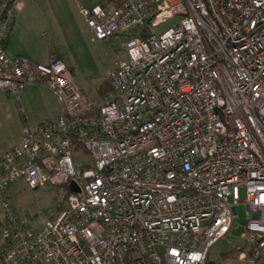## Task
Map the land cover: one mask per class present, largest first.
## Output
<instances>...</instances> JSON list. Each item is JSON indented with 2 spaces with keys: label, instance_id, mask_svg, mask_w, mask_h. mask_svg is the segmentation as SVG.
<instances>
[{
  "label": "built area",
  "instance_id": "built-area-1",
  "mask_svg": "<svg viewBox=\"0 0 264 264\" xmlns=\"http://www.w3.org/2000/svg\"><path fill=\"white\" fill-rule=\"evenodd\" d=\"M20 5L0 0V93L43 85L58 114L24 122L0 157V264H208L239 205L250 261L264 264V0L80 6L92 40L116 39L127 58L101 102L54 56H7ZM18 179L67 189L51 221L13 212Z\"/></svg>",
  "mask_w": 264,
  "mask_h": 264
},
{
  "label": "rangeland",
  "instance_id": "rangeland-1",
  "mask_svg": "<svg viewBox=\"0 0 264 264\" xmlns=\"http://www.w3.org/2000/svg\"><path fill=\"white\" fill-rule=\"evenodd\" d=\"M36 1L42 3L40 4L43 11L41 16L43 15L48 20H55L57 23L55 32L54 30L51 32L54 36L51 43L53 49L63 56L68 69L72 67L69 72L71 71L73 81L89 100L99 101L101 98L99 90L116 68V62L127 60L118 41L114 39L91 41L89 29L79 13V5L85 4L83 0ZM46 1L50 4L49 8L43 4ZM95 1L89 0L88 2ZM177 21V18L168 20L152 28V32L159 34ZM26 87L31 88L29 106L24 107L27 110L24 114L28 117V122L35 124L50 117L57 106L53 93L41 86L28 85ZM19 97L23 101L21 94ZM10 108L4 106L0 109V151L16 144L21 135L22 125ZM66 194L65 187H51L47 184L37 189H29L21 179L16 180L7 191L13 212L18 216L30 217L37 227L43 226L55 217ZM241 197H243L242 192ZM236 211L237 217L231 232L210 248L208 264H254L250 261L247 242L242 238L245 208L239 205ZM240 253H243L245 257H240L238 255Z\"/></svg>",
  "mask_w": 264,
  "mask_h": 264
},
{
  "label": "crops",
  "instance_id": "crops-1",
  "mask_svg": "<svg viewBox=\"0 0 264 264\" xmlns=\"http://www.w3.org/2000/svg\"><path fill=\"white\" fill-rule=\"evenodd\" d=\"M83 2L85 3L83 6L94 3V2L89 3L86 0H83ZM40 4L42 3H39L36 0H21V5L19 6V8H17L14 11L12 18L10 19L7 25L8 33H7V37L5 40V52L9 58L23 57L27 59L28 61H31L36 64H41V65L47 64L50 56H54L66 66L67 71H68V77L72 79L71 71L69 72V69L71 70L72 67L68 69L66 63L63 60V56L60 53H58L55 49H53V44L51 43V40H53L54 38L51 32H53V30L55 32V27H56L55 25L57 23H55V20H51V19L48 20L44 18L43 15L41 16L43 11H42V7L40 6ZM43 4L44 6L48 8L50 6V4L47 3V1L44 2ZM80 6L82 5H79V7ZM107 39L113 40L114 38H107ZM91 41H95V40H92V36H91ZM121 50H122V47H121ZM115 69L113 71H115ZM108 82H109V77H108V81L103 86H105ZM36 86H41V87L46 88L43 85H36ZM103 86L99 90V94L101 95V98L97 102H101L105 94L110 89L109 87L108 90L104 91ZM79 89L83 93L80 87ZM30 90L31 88L26 87V88H23L19 92L18 96H20L21 94L23 101L19 99L20 97H18V100H16L15 97L9 93H3V92L0 93V109H2V107L4 106H7L8 108L11 107L10 110L15 114L16 118L19 119L20 121L19 123L22 126L24 122H27L28 124H30L28 122V117H26V115L24 114V111L27 112L26 108L24 107H26L27 105L29 106V100L31 97ZM83 95L85 96L84 93ZM56 103H57V100H56ZM54 110L55 111L50 117H46L45 119L38 121L35 124L32 123L30 125L35 126L45 121L53 120L54 118H56L58 114V103H57L56 108H54ZM21 137H22V127H21V135H20L18 142L6 149L1 150L0 157H2L6 152H8L12 147L18 145L21 140Z\"/></svg>",
  "mask_w": 264,
  "mask_h": 264
},
{
  "label": "trees",
  "instance_id": "trees-1",
  "mask_svg": "<svg viewBox=\"0 0 264 264\" xmlns=\"http://www.w3.org/2000/svg\"><path fill=\"white\" fill-rule=\"evenodd\" d=\"M86 1H89V0H86ZM105 1H109V0H96L94 3H104ZM93 3V4H94ZM109 89V82L105 85V86H103V90L104 91H106V90H108ZM103 93V92H102Z\"/></svg>",
  "mask_w": 264,
  "mask_h": 264
},
{
  "label": "water",
  "instance_id": "water-1",
  "mask_svg": "<svg viewBox=\"0 0 264 264\" xmlns=\"http://www.w3.org/2000/svg\"><path fill=\"white\" fill-rule=\"evenodd\" d=\"M72 190H74V191H75V187L73 186V184H72Z\"/></svg>",
  "mask_w": 264,
  "mask_h": 264
}]
</instances>
